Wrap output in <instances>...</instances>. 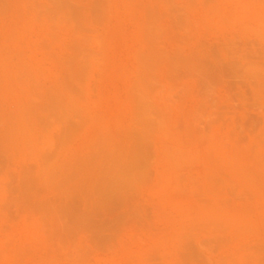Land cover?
I'll return each mask as SVG.
<instances>
[{"label": "rangeland", "instance_id": "rangeland-1", "mask_svg": "<svg viewBox=\"0 0 264 264\" xmlns=\"http://www.w3.org/2000/svg\"><path fill=\"white\" fill-rule=\"evenodd\" d=\"M0 264H264V0H0Z\"/></svg>", "mask_w": 264, "mask_h": 264}]
</instances>
